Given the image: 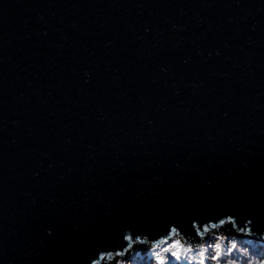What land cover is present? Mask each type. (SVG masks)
I'll use <instances>...</instances> for the list:
<instances>
[{
    "label": "water",
    "instance_id": "95a60500",
    "mask_svg": "<svg viewBox=\"0 0 264 264\" xmlns=\"http://www.w3.org/2000/svg\"><path fill=\"white\" fill-rule=\"evenodd\" d=\"M228 217L264 240V0H0V264Z\"/></svg>",
    "mask_w": 264,
    "mask_h": 264
},
{
    "label": "clouds",
    "instance_id": "9594fccd",
    "mask_svg": "<svg viewBox=\"0 0 264 264\" xmlns=\"http://www.w3.org/2000/svg\"><path fill=\"white\" fill-rule=\"evenodd\" d=\"M226 222L233 223L235 228V218L228 217L227 221L220 219L219 224H205L203 229L195 226L196 237H199L200 240H203L205 235H207L212 229L223 226ZM251 224V221L245 225L244 228L240 229L241 232H244L245 235H254L251 228L248 225ZM177 228L172 227L171 231L174 233ZM124 239H130L128 236H124ZM227 238L225 236H217L215 242L211 245L207 244H198L195 247L192 245L187 246V249L182 255L187 257V264H264V259H260L254 256H251L247 249H238L236 243H226ZM179 244V242H176ZM227 245V247H226ZM183 247V245H181ZM213 249L211 255L208 254L209 248ZM239 252V255H237ZM181 257H177L179 260ZM113 259L111 252L101 253L98 259H95L91 264H102V262H110ZM156 264H167V259L164 256L156 258Z\"/></svg>",
    "mask_w": 264,
    "mask_h": 264
},
{
    "label": "trees",
    "instance_id": "16d2710c",
    "mask_svg": "<svg viewBox=\"0 0 264 264\" xmlns=\"http://www.w3.org/2000/svg\"><path fill=\"white\" fill-rule=\"evenodd\" d=\"M210 232H214L216 234H219L220 236H225L227 238L226 243H236L238 249H247L251 256L264 259V240L256 241L254 237L253 239H247L251 236L245 235V233L241 232L236 226L234 228L233 223L226 222L223 226L215 228ZM207 236L209 237L210 235L207 234ZM216 237V235L213 236V238H211L209 242L206 240L203 244H213ZM177 238L178 239L175 238L169 241L170 243L164 242V248L161 247L160 249H148L146 252L140 251V248L137 247H149L150 244L138 243V246V244L135 243L131 245V248L129 247L130 249L128 248V250L122 256H120L119 260L120 262H122L119 264H156V258L160 256L166 257L167 264H187V257L182 255V253L186 251L188 245L184 244L183 240L180 237ZM177 241L179 242V244L176 243ZM181 245H183V247H181ZM131 249L136 252L134 254H131V257L127 259V256L131 253L128 251ZM207 251L208 254L211 255L213 249L210 247ZM237 255H239V252H237ZM177 257L181 258L177 260Z\"/></svg>",
    "mask_w": 264,
    "mask_h": 264
},
{
    "label": "rangeland",
    "instance_id": "374dc122",
    "mask_svg": "<svg viewBox=\"0 0 264 264\" xmlns=\"http://www.w3.org/2000/svg\"><path fill=\"white\" fill-rule=\"evenodd\" d=\"M208 235H210L209 236V238L211 239V238H213V236H220L219 234H216V233H214V232H209L208 233ZM177 237H179L178 235L176 236V239H178ZM175 239V238H174ZM247 239H253V237L251 236V237H249V238H247ZM263 241V240H262ZM169 241H166V243H168ZM170 243V242H169ZM138 246H139V244H138ZM165 246V245H164ZM161 247H163V244H159V245H157V246H151V245H149V247H142V246H139V247H137V248H140V251H143V252H146L148 249H160ZM164 248V247H163ZM162 248V249H163ZM128 252H131L128 256H127V259L128 258H130L131 257V254H134L136 251H133V249H131V250H129ZM120 256H122V255H119V254H117L116 256H114L113 257V259L110 261V262H104L103 264H119V263H121L120 262ZM118 259V260H117ZM124 261V260H123Z\"/></svg>",
    "mask_w": 264,
    "mask_h": 264
}]
</instances>
